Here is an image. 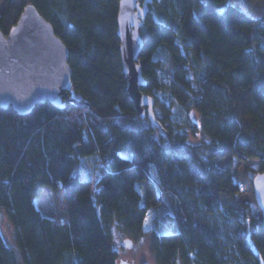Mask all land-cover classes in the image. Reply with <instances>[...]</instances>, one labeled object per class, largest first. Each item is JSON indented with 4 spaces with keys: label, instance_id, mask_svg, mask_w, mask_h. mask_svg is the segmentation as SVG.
Instances as JSON below:
<instances>
[{
    "label": "trees",
    "instance_id": "16d2710c",
    "mask_svg": "<svg viewBox=\"0 0 264 264\" xmlns=\"http://www.w3.org/2000/svg\"><path fill=\"white\" fill-rule=\"evenodd\" d=\"M240 1L154 0L139 31L153 121L129 97L120 0H0V31L35 7L73 73L64 109H0V264H119L117 234L151 239L157 264H264L262 218L222 204L241 194L236 162L264 173V1L260 17ZM47 188L64 216L38 210ZM151 211L168 230L146 229Z\"/></svg>",
    "mask_w": 264,
    "mask_h": 264
},
{
    "label": "water",
    "instance_id": "95a60500",
    "mask_svg": "<svg viewBox=\"0 0 264 264\" xmlns=\"http://www.w3.org/2000/svg\"><path fill=\"white\" fill-rule=\"evenodd\" d=\"M153 2L120 0L118 35L129 97L142 117L148 108L155 121L154 100L141 92L144 78L139 64L143 47L139 31ZM72 74L69 50L35 7H26L7 36L0 31V109L12 108L21 116L45 103L64 109V98L73 89ZM253 190L264 224V173L254 177ZM133 246L132 240L124 241L125 248ZM119 264L132 263L122 260Z\"/></svg>",
    "mask_w": 264,
    "mask_h": 264
},
{
    "label": "rangeland",
    "instance_id": "374dc122",
    "mask_svg": "<svg viewBox=\"0 0 264 264\" xmlns=\"http://www.w3.org/2000/svg\"><path fill=\"white\" fill-rule=\"evenodd\" d=\"M262 1L264 0H242L238 4L250 15L260 17L262 14ZM93 159V157H92ZM83 160L80 164L79 171L85 180L93 179L94 187L99 178V171L94 169L93 160ZM221 165H225V162H220ZM257 168V163L250 162L248 164H241L236 162L234 164L233 174L236 181L241 186V194L236 200L222 199V204L228 209L237 210L241 204L249 205L252 209L255 208L257 217L262 218L261 212L258 209L257 203L254 197L253 179L256 174L253 170ZM38 210L46 217H62L65 213V207L63 205L62 196L59 192H55L50 188L44 189L42 195L35 201ZM163 211L157 214L156 211H151L148 219L146 229L151 230L155 225L157 232H165L167 226L162 221ZM157 216V218H156ZM13 227L7 221L6 218H2V234L5 240L9 243H13ZM129 239L121 234L116 235L115 248L119 252L120 261L124 260L132 264H157L154 256L151 252V239H142L139 241H133V248L127 249L124 247V241Z\"/></svg>",
    "mask_w": 264,
    "mask_h": 264
}]
</instances>
